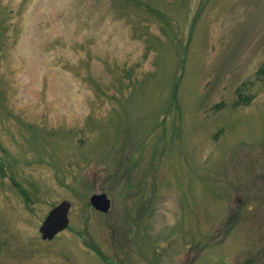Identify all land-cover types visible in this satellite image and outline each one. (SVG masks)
Masks as SVG:
<instances>
[{
	"label": "rangeland",
	"instance_id": "obj_1",
	"mask_svg": "<svg viewBox=\"0 0 264 264\" xmlns=\"http://www.w3.org/2000/svg\"><path fill=\"white\" fill-rule=\"evenodd\" d=\"M0 264H264V0H0Z\"/></svg>",
	"mask_w": 264,
	"mask_h": 264
},
{
	"label": "water",
	"instance_id": "obj_2",
	"mask_svg": "<svg viewBox=\"0 0 264 264\" xmlns=\"http://www.w3.org/2000/svg\"><path fill=\"white\" fill-rule=\"evenodd\" d=\"M88 201L91 207L97 211L107 212L109 209V200L103 193L91 194ZM68 206V202L63 200L47 212L38 227L41 239L51 238L66 226Z\"/></svg>",
	"mask_w": 264,
	"mask_h": 264
}]
</instances>
